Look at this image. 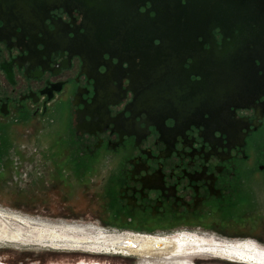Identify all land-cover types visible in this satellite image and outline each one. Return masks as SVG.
Here are the masks:
<instances>
[{
	"label": "flooded vegetation",
	"instance_id": "flooded-vegetation-1",
	"mask_svg": "<svg viewBox=\"0 0 264 264\" xmlns=\"http://www.w3.org/2000/svg\"><path fill=\"white\" fill-rule=\"evenodd\" d=\"M31 119L49 120L51 129L61 124L53 131L58 141L43 130L47 147L29 152L31 179L94 185L114 220L110 225L211 228L214 216L235 209L260 217L264 0H0L1 163L18 155L6 124ZM46 167L57 172L47 174ZM164 233L126 234L173 239ZM185 233L174 237L184 239L180 252L189 250L187 242L202 248L217 243ZM128 245L136 243L121 247ZM26 247L136 258L138 264H195L199 257L259 264L231 258L236 253L174 255L171 247L160 256L99 255L64 244Z\"/></svg>",
	"mask_w": 264,
	"mask_h": 264
},
{
	"label": "rangeland",
	"instance_id": "rangeland-1",
	"mask_svg": "<svg viewBox=\"0 0 264 264\" xmlns=\"http://www.w3.org/2000/svg\"><path fill=\"white\" fill-rule=\"evenodd\" d=\"M49 123V124H48ZM53 122L43 119H31L21 121L18 124H6L4 130L7 132L8 143L13 149L18 150V155L12 160L0 162V210L11 215H16L37 223H61L72 225L94 224L100 229L107 228L120 232L131 233H164L166 237L174 238L183 234H196L208 236L217 242L224 241V245L248 240L264 245V214L260 217H253L250 214L242 213L238 209L233 212L216 215L211 219L208 227H194L165 230H143L127 229L118 225H110L114 222L110 213L101 206L98 191L95 186L89 185L84 188L70 187L69 183L60 181L46 182L31 179V172L35 169L29 159V152L34 147H47L50 142L48 137L40 134L43 130L51 131V141H58L59 136L53 131H58L60 125L49 128ZM51 129V130H50ZM57 137V139H56ZM4 147V157L11 159L10 154ZM6 152V153H5ZM17 154V153H16ZM19 159H14L18 158ZM7 158V159H8ZM14 162H19L16 170ZM53 168V166H52ZM45 168L47 174L57 172L56 169ZM55 168V167H54ZM96 187L100 177L93 179ZM94 183V182H93ZM45 185V186H44ZM217 218V219H216ZM40 221V222H39ZM48 224V223H47ZM114 224V223H113ZM100 225V226H99ZM103 226V228L101 227ZM126 230V231H125ZM131 230V231H128ZM184 230V231H183ZM106 231V230H104ZM173 232V233H172ZM116 233V232H114ZM159 237V236H158ZM160 237H164L160 236ZM264 247V246H263ZM0 264H77L82 260H102L107 264H138L136 258H124L120 256H96L92 254H72L68 252H51L47 249H34L21 245L3 246L0 244ZM97 250H88L94 253ZM107 255L109 253L105 252ZM195 264H230L214 257H199Z\"/></svg>",
	"mask_w": 264,
	"mask_h": 264
},
{
	"label": "bare ground",
	"instance_id": "bare-ground-1",
	"mask_svg": "<svg viewBox=\"0 0 264 264\" xmlns=\"http://www.w3.org/2000/svg\"><path fill=\"white\" fill-rule=\"evenodd\" d=\"M134 242L135 247L128 245L129 247H121L123 242ZM184 241L176 238L160 241L159 239L152 238H136L129 234L107 232L102 229H81L73 228L69 226L51 225L37 223L27 218H22L16 215H11L7 212L0 210V243L2 244H15L21 246H57V245H75L82 248L84 251H94L95 254L107 255V253L119 254L126 253L130 255L139 256H160L164 254L167 247H171L170 253L174 255H192L199 256L201 254H207L210 256H226V254L236 253L237 257L231 256V258H238L241 260H248L264 264V251L257 247H249L248 245H239L237 243L224 245L219 242H213L208 248L203 244L195 241L187 242L186 248L189 250L180 252L177 244ZM160 243V244H158ZM212 243V242H210ZM161 248H157L158 246ZM131 246V247H130ZM51 248V247H50ZM75 248V247H74ZM191 248V249H190ZM50 250V249H49ZM93 253V254H94ZM229 258V257H228ZM87 264V263H78Z\"/></svg>",
	"mask_w": 264,
	"mask_h": 264
},
{
	"label": "trees",
	"instance_id": "trees-1",
	"mask_svg": "<svg viewBox=\"0 0 264 264\" xmlns=\"http://www.w3.org/2000/svg\"><path fill=\"white\" fill-rule=\"evenodd\" d=\"M0 153H1V150H0Z\"/></svg>",
	"mask_w": 264,
	"mask_h": 264
}]
</instances>
